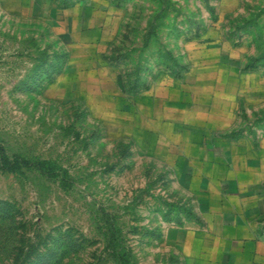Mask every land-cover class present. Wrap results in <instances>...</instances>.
Returning <instances> with one entry per match:
<instances>
[{"label": "rangeland", "instance_id": "rangeland-1", "mask_svg": "<svg viewBox=\"0 0 264 264\" xmlns=\"http://www.w3.org/2000/svg\"><path fill=\"white\" fill-rule=\"evenodd\" d=\"M236 128L264 170V0H0V142L72 178L0 169V264H116L104 210L133 264H195L186 143Z\"/></svg>", "mask_w": 264, "mask_h": 264}, {"label": "crops", "instance_id": "crops-1", "mask_svg": "<svg viewBox=\"0 0 264 264\" xmlns=\"http://www.w3.org/2000/svg\"><path fill=\"white\" fill-rule=\"evenodd\" d=\"M239 132L186 143L190 152L183 154L198 162L192 170L200 182L189 219L195 226L183 245L195 264H264V170L241 149Z\"/></svg>", "mask_w": 264, "mask_h": 264}, {"label": "trees", "instance_id": "trees-1", "mask_svg": "<svg viewBox=\"0 0 264 264\" xmlns=\"http://www.w3.org/2000/svg\"><path fill=\"white\" fill-rule=\"evenodd\" d=\"M153 20L150 21V24ZM148 42V39L146 40ZM0 169L5 172H37L40 175L58 180L62 187H69L72 178L68 169L51 158L29 157L21 152L9 153L6 145L0 142ZM104 214V215H103ZM101 220H106L104 226V249L116 264H133L130 249L123 240L121 228L115 213L104 210ZM28 256L17 257L11 264H25Z\"/></svg>", "mask_w": 264, "mask_h": 264}]
</instances>
